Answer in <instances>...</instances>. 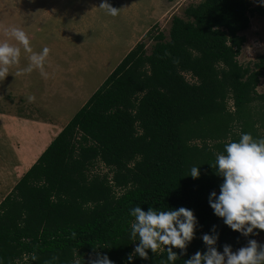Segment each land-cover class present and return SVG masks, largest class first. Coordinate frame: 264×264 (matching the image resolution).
Wrapping results in <instances>:
<instances>
[{"label":"trees","instance_id":"1","mask_svg":"<svg viewBox=\"0 0 264 264\" xmlns=\"http://www.w3.org/2000/svg\"><path fill=\"white\" fill-rule=\"evenodd\" d=\"M256 15L259 0H202L173 18L169 38L152 36L149 54L138 43L0 203V264H73L76 254L87 264L94 248L114 264L166 262V250L128 261L137 206L194 212L196 237L175 264L206 251L213 225L220 252L245 246L209 196L222 183L211 165L235 131L264 138V57L238 61ZM99 163L109 172L91 175Z\"/></svg>","mask_w":264,"mask_h":264},{"label":"rangeland","instance_id":"2","mask_svg":"<svg viewBox=\"0 0 264 264\" xmlns=\"http://www.w3.org/2000/svg\"><path fill=\"white\" fill-rule=\"evenodd\" d=\"M201 1L108 0L116 8H122L118 16L112 17L98 8L102 0H0V42L7 39L10 44L21 47L19 67L28 65V54L23 52L22 45L4 36V27L22 28L37 53L44 47L51 50L45 65L49 74L47 79L40 75L39 70L14 76L17 68L13 67L10 69L13 75L9 74L0 81V112L27 118L33 116L31 119L40 118L64 129L138 43L143 42L149 54L154 44L152 36L164 33L169 38L173 18L186 19V9ZM241 36L246 38V43L238 61L245 66L253 65L264 57V17H252ZM186 77L194 81L190 75ZM257 90L264 94V78ZM29 95L36 97L34 103L28 102ZM235 133L241 135L240 130ZM26 134L29 138V133ZM9 137H12L11 131L0 136V203L8 196L9 189L33 166L21 177H13L11 159L18 160L17 153L22 143L17 142L16 147L15 144L12 147L6 140ZM49 138L46 136L42 141L24 145L28 153L27 158H21L25 162L24 167L55 139ZM108 172L99 163L92 167L90 174L104 175ZM245 239L246 244L249 239L264 244L263 233Z\"/></svg>","mask_w":264,"mask_h":264},{"label":"clouds","instance_id":"3","mask_svg":"<svg viewBox=\"0 0 264 264\" xmlns=\"http://www.w3.org/2000/svg\"><path fill=\"white\" fill-rule=\"evenodd\" d=\"M259 3L264 6V0H259ZM98 8L112 17L118 16L122 9L112 6L108 0H102ZM3 34L22 45L29 63L26 67H19L21 47L10 44L7 39L0 42V81L9 74L13 75L10 71L13 67L17 68L14 76L39 70L40 75L47 79L49 74L45 65L51 50L44 47L41 52H35L28 35L20 27H4ZM27 100L34 103L36 97L29 95ZM211 166L222 177L219 195L212 191L209 196L214 214L242 236H258L264 231V138L254 139L251 134L241 133L238 141L226 143L224 151L216 153L215 163ZM189 175L198 179L200 168L192 166ZM130 215L134 218L130 224V238L138 243L133 253L128 255L129 262L137 255L148 260L149 251L157 255L166 250L167 260L161 264H175L182 255H187L188 246L196 237L198 223L192 210L185 207L168 210L149 208L146 212L137 206L131 209ZM212 232L214 234L205 233L201 237L206 251H196L184 260V264H264V244L249 239L246 246L235 251L231 245L225 244L223 252H220L216 247L219 233L215 225ZM72 235L74 238L75 233ZM96 249H93L94 255L89 257L87 264H114L106 254ZM173 249H178L179 254ZM76 255L73 264H81L79 255ZM32 259L37 257L33 255Z\"/></svg>","mask_w":264,"mask_h":264},{"label":"crops","instance_id":"4","mask_svg":"<svg viewBox=\"0 0 264 264\" xmlns=\"http://www.w3.org/2000/svg\"><path fill=\"white\" fill-rule=\"evenodd\" d=\"M31 117L27 118V117H21V116L8 113V112H3V111L0 112V136L5 135V134L7 135V132L10 134V131H11L12 137L11 138L9 137L8 139H6L7 141H9V145L14 147V144H15V147H16L17 142L22 143L21 149L19 150V153H17L18 160L11 159V162H12L11 171L13 172V177H18V176L21 177L23 173L27 172L28 171L27 169L31 167L32 165H34L36 161L39 159V157L41 156V154L46 150V147L48 146L49 143L47 144L46 147H44L37 153L35 158L31 161V164H29L27 167H24L25 162L21 161V158H24L25 156L27 158V155H28V153L26 152L27 146L26 147L24 146L25 144H27L28 142H37L38 140L42 141L43 138H45L46 136L50 137L49 139L53 137L56 138L58 134L63 130L62 127L58 128L57 125H53L49 121L48 122H45L43 120L41 121L40 118L31 119ZM26 133H29L30 135L29 138ZM23 134H25L26 136H20ZM12 138H14V140H11ZM14 187L9 189V193H7L8 195L11 193Z\"/></svg>","mask_w":264,"mask_h":264}]
</instances>
